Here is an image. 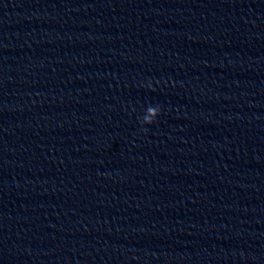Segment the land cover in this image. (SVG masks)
Masks as SVG:
<instances>
[{"label": "clouds", "instance_id": "clouds-1", "mask_svg": "<svg viewBox=\"0 0 264 264\" xmlns=\"http://www.w3.org/2000/svg\"><path fill=\"white\" fill-rule=\"evenodd\" d=\"M152 110L150 109V112H151ZM153 114H154V112H153Z\"/></svg>", "mask_w": 264, "mask_h": 264}]
</instances>
